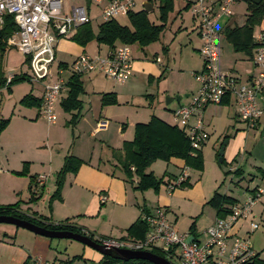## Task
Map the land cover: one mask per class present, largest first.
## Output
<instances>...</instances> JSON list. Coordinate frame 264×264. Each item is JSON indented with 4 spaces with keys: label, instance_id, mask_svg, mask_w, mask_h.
<instances>
[{
    "label": "rangeland",
    "instance_id": "rangeland-1",
    "mask_svg": "<svg viewBox=\"0 0 264 264\" xmlns=\"http://www.w3.org/2000/svg\"><path fill=\"white\" fill-rule=\"evenodd\" d=\"M82 2L83 0H69L64 4L72 5ZM143 2L144 0H139L136 11L143 9ZM186 3L187 0H173L172 10L167 13L165 27L156 41L145 45L137 42L129 44L133 58L135 59L134 62L139 65V68L133 71L134 82L132 85L125 82H114L100 73L83 74L81 76L83 92L79 95V98L83 101V107L80 110L79 125L77 126L78 121L73 122L70 120L73 111L66 112L59 103L56 104L55 113L57 120L55 123H49L44 118L38 117L35 123L30 122L26 126H21L22 133L20 132L19 136H14L15 139H10L9 142L3 140L4 144H6L5 146L9 149V166L12 167L20 163V154H23L26 157L32 158V160L34 159L32 162L34 172H41L40 168L43 166L41 162L47 160L45 162L47 165L48 157H50L49 167L52 169L47 171L45 167L43 172L45 177H47L46 193L47 187L51 188L52 180L55 177L54 168L57 165V153L63 152L65 154L67 150L70 151L73 145L76 148H82L84 152L91 151L94 157L98 156L100 145L106 149L104 152H111V149L109 150L105 146V142L101 141V135L89 136L96 113L102 111L99 108L100 94L116 91L114 88L119 90V93L116 96L117 102L109 105L110 107L108 108L110 109L108 116L111 118L108 134L111 136L115 135L114 137L116 138L118 132H115L114 127H117V125L125 123L128 129L131 130V128H134L136 122H146L153 113L167 120V123L174 125L170 110L188 102L190 96L194 95L199 87L198 82L192 75L193 68L198 67L201 61L199 54L195 50V47L199 45L195 29L197 21L193 18L190 7L184 8ZM152 6L153 9L147 12L148 18L155 23H159L158 2H153ZM246 6V1L240 0L236 4H233L231 9L237 18L242 20L247 13ZM115 19L123 25L129 23L128 17L124 15L118 16ZM102 21L100 10L93 7L90 21L93 35L97 33L98 25ZM260 28H264V18L259 25L255 26L254 31ZM54 47L55 59L49 67L52 76L44 79V83L53 82L56 79L57 65L60 62L71 63L72 59L82 52L88 54H95L99 51L103 52L106 45L96 42L95 39H91L84 46H81L69 37H57L54 41ZM238 57L235 56L233 59V54H230L229 62L235 63L234 65L239 68L241 74L246 75L247 69L244 67L245 65L243 66V63L241 64L237 60ZM15 74H25L28 79L30 70L24 55L12 46L7 48L6 51H0V116L3 117L8 116L11 112L20 114V116L25 114L27 111L25 109L27 108L20 104V98L29 91L32 93L38 92V87L40 86L39 84L31 83L29 80H21L13 83L11 90H9L7 80ZM66 74L67 72L64 70L62 76H66ZM148 94H154V97L152 96L153 98L150 99ZM186 94H189L187 98ZM176 96H180L181 99L178 101ZM168 97L171 98V101L166 103ZM234 108L235 105L233 103L226 106L219 104H209L207 106L204 123L208 120V116H212L213 118L212 125L208 129L210 130V134H208L207 143L202 146L204 168L202 167V170L196 171L187 166L190 175L189 185L178 187L177 189L189 188L196 182H199L203 185L206 195L211 196L209 191L215 190L221 184L226 168L230 164L232 166L235 165L225 151L222 161H219V157L216 156V153L219 152L220 144L233 137L236 129L235 126L240 124V122L235 121L233 118ZM29 111L35 112L36 107H31ZM214 127L216 131L211 130ZM78 138L79 140H77ZM259 141L258 139L257 142ZM211 143L213 144V148L210 146ZM254 150L257 154L263 153L260 144ZM107 154L104 155L105 158H110L108 157L109 154ZM27 165L29 166L30 164ZM0 167L4 168L2 164H0ZM149 168L154 172L155 176L163 177V182L157 192L153 189L145 191L156 194L160 192L162 195L169 197L171 204L169 212L166 213L168 220L171 217L168 216V213L173 217H177L178 221L176 224L180 232H185L189 229L191 223L194 222L195 233L203 239L204 234L202 232L208 228L209 223L213 219L215 214L214 208L207 202L197 203L192 197L187 195L176 197L174 196V192L169 194L166 178L169 176V172L176 171V167L171 162L156 159L150 164ZM112 169L116 173L121 171L118 167L114 166L111 167ZM217 169L220 172L218 180H216ZM0 171L4 170L0 169ZM11 175L9 172L8 174L0 175V200H6V202L12 200L11 198L14 196L12 188H19L23 181L27 182L29 177L28 174L19 177ZM247 182L248 179H245L242 185ZM66 184L68 185V176ZM223 185L221 190L224 188ZM10 225L2 223L0 227H11ZM54 241L55 243H66L64 249V246L61 244L57 249L62 256L66 254L70 255L71 252L77 251V247H83V244L71 239L61 238ZM91 261L77 260L74 264H94Z\"/></svg>",
    "mask_w": 264,
    "mask_h": 264
},
{
    "label": "built area",
    "instance_id": "built-area-1",
    "mask_svg": "<svg viewBox=\"0 0 264 264\" xmlns=\"http://www.w3.org/2000/svg\"><path fill=\"white\" fill-rule=\"evenodd\" d=\"M67 1L69 0H0V26L3 15L10 14L17 28L8 38L7 45L24 55L30 70L29 81L40 85L38 115L49 123L57 120L55 106L67 90V81L71 75L100 73L114 82L124 83L133 73L134 59L130 46L115 43L112 46L106 45L103 52H82L71 63L60 62L57 65L56 79L44 83V79L52 76L49 67L55 59V38L70 37L78 27L89 23L93 7L98 8L103 21H107L136 11L139 2L83 0L80 4H64ZM237 1L240 0H187L192 16L197 21L202 67L192 73L199 85L196 93L190 96L186 104L173 109L171 116L174 124L184 130L194 149L201 148L208 138L203 112L209 104H219L225 96H232L236 114L246 128L254 127L261 113L259 105L264 96V30L253 36L254 72L248 81L242 82L234 74L220 71L216 66V23L222 16L232 15L231 5ZM64 70L67 72L66 76H62ZM187 177L185 169L173 181L167 182L168 192L179 187ZM44 179L45 175L39 174L35 180L42 185ZM263 193L264 188L256 186L242 201L230 207L228 214L215 217L213 223L203 230V239L178 231L174 223L168 220L165 209L160 206L148 214H141L148 226L143 238H113L94 234L92 239L106 248L146 251L156 248L165 254L164 258L171 264H252L256 259H264V247L261 250L255 249L248 237L232 234L231 231L237 222L245 219L249 220L251 232L259 227L250 216L254 204ZM104 199L102 196L101 200ZM189 236H192L191 241H188Z\"/></svg>",
    "mask_w": 264,
    "mask_h": 264
},
{
    "label": "crops",
    "instance_id": "crops-1",
    "mask_svg": "<svg viewBox=\"0 0 264 264\" xmlns=\"http://www.w3.org/2000/svg\"><path fill=\"white\" fill-rule=\"evenodd\" d=\"M233 4H236V2ZM245 15L243 19L240 20L232 10L231 16H222L216 23L218 32V57L216 66L218 70L230 72L237 76L241 81H248L250 79V75L254 72L253 61L245 54L241 52L235 53L233 51L231 44L228 43L224 37L223 30L227 25L241 26L244 23ZM195 29L197 38L199 39V45L195 47V50L199 54L201 41L197 30V22ZM260 30H264V28L254 31L253 36ZM230 54H233V59L235 56H239L237 60L240 61L241 64L243 63V66L245 65L244 67L247 69L246 75L241 74L239 68L234 65L235 63L232 64V62H229ZM201 67L202 60L200 61L198 67L196 66V68H193L194 70H192V72L200 70ZM138 68L139 65L134 62L133 71L137 70ZM133 82L134 79L132 73L130 78L125 83L132 85ZM9 90H11V86ZM114 90L116 91L113 92H115L116 96H118L119 90L116 88H114ZM40 92V87H38V92L32 93L29 91L28 93L40 98ZM66 93L67 90L58 99L56 104L59 103L60 105V101L62 98H64V96H66ZM153 95L154 94H148V97L152 99L154 97ZM188 96L189 94H186V98ZM228 97V102L219 103V105L226 106L233 103L235 105L233 118L235 121L240 122V124L235 126L236 129L233 133L234 138L231 137L227 140V143H223L222 145L220 144V148L224 146L223 153L224 151L227 152L229 159H232L231 161L233 164L235 163V165L232 166L230 164V166L226 168L221 184L217 186L215 190L213 189L209 191L211 196L206 195L203 185L199 182H196L189 188L177 189V187L172 192H169V194L174 192V196L176 197L187 195L192 197L197 203H206L212 197L214 192H219L220 194L231 196L240 202L256 186H261L264 188V96L260 100L259 105L261 113L257 119L256 125L252 128H246L245 124L238 118L236 114V104L234 98L232 96ZM81 102L82 109L83 101L81 100ZM186 103L187 102L184 104ZM99 106L103 112L100 111L96 113L89 137L97 136L98 134L101 135V141L105 142V146L109 148V150L111 149V152H104L106 149L100 145L98 156L94 157V154L91 151L84 152L82 148H76L75 145H73L70 151L67 150L65 154L63 152L57 153V165L54 168L55 177L52 180L51 188L47 187V192L45 193L47 184V177H45L40 189L33 187V190L38 191L37 195L39 196V198L35 201L29 200L31 196L29 185L32 182H35V179L39 174L44 172L45 167L47 168V171L52 169L49 167L51 158L48 157L47 165L45 163L47 160H43V162H41L43 165L41 166L43 169L40 168L41 172H34L35 170L32 169V162L34 159L32 160V158L26 157L23 154H20V163L10 167L8 160L9 149L7 146H5L6 144H4V141L9 142L10 139H15L14 136H19L20 132L22 133V129L20 128L21 126H26V124H30V122L35 123L37 118L40 117L38 115V108H36L35 112H31L29 111L31 107L24 106L27 108L25 109L27 111L21 116L20 114H14L13 112H11V114L8 116H0L2 118L9 119L7 125L0 132V164H2L4 167H0L1 170H4L0 171V175L8 174V172L9 174H12L11 176L13 177L25 176L27 174L29 175L27 182L23 181L19 188H12V192L14 193V196L11 198L12 200H7L8 202H6V200H0V204L17 203L18 209L25 214L33 215V213H36L35 215H41L42 217L46 218V221L49 222L68 220L71 225L81 229L82 231H86L98 236L113 238L129 237L127 235L126 229L139 216H141L142 209L152 212L155 207L160 206L163 207L166 212H169V207L171 204L169 197L162 195L160 192L156 194L149 193L148 191H139L134 188L136 184L135 176H133L131 181L125 178L120 164V159L122 156L121 146L123 141L131 140L133 138L134 128H131L130 130L125 125V123H122V125L120 124L119 126L117 125V127H114L115 132H118L116 138L114 137L115 135L111 136L108 134L111 121V118L108 116V111L110 110L108 108L110 106H102L100 103V97ZM206 109L207 107L203 112L204 120L206 117ZM74 112L75 111H73V114ZM170 112H172V110H170ZM80 115L81 114H79L78 119L76 120L78 121L77 126L80 123ZM158 117L167 122V120L164 118L160 116ZM212 118V116H208V120L205 122V127L209 132L208 134H210V130L208 129L210 125H212ZM211 130L216 131L215 127ZM258 139L260 140L259 142H257ZM77 140H79V138ZM206 143L207 142H205L204 145ZM259 144L260 148L263 149V153L257 154L254 148ZM210 146L213 148L212 143ZM107 153L109 154L108 157L110 158H105L104 155ZM67 154H72L78 157L83 163L80 165L76 173L66 174L65 178L67 179L68 176V185L66 184L65 179L61 191V199L53 200L51 203V209H49L48 199L55 189L56 173L62 166L63 159ZM169 162H171L173 166L176 167V171L169 172L166 182L173 181L179 175V173L185 169L188 173L189 168H186L182 159L173 157L169 160ZM25 163L26 173H18V171L23 169V165ZM27 164L30 165L28 166ZM112 166L118 167L121 171L116 173L113 169L111 170ZM147 171L153 172L149 167L147 168ZM216 174V180H218V177L220 176L218 169L216 170ZM226 179L228 180L226 181ZM245 179H248V182L242 185V182ZM189 181L190 175L188 173V182ZM222 185L224 186L223 190H221ZM102 196L105 197L104 200H101ZM168 216H171L169 221L174 223L175 227L179 231V228L176 224L178 221L177 217H173L170 213H168ZM215 217L216 215L214 214V217L208 226L213 223ZM250 219L256 221L259 224V227L255 231H250L248 225L249 220L245 219L237 222L231 233L248 237L253 247L255 249L261 250L264 247V193L260 200L254 204ZM10 226L11 227H0V264H40L42 262L53 261L64 262L71 256L78 254L82 255V259L78 261L92 260V263H97L102 257L100 253L86 245H83V247H77V251L71 252L70 255L66 254L62 256L59 254L57 249L60 244L64 246V249L66 247V243H55L54 238H48L14 225ZM188 231L189 229H187L185 232ZM197 237L200 238L199 236ZM74 262L72 264H74Z\"/></svg>",
    "mask_w": 264,
    "mask_h": 264
},
{
    "label": "trees",
    "instance_id": "trees-1",
    "mask_svg": "<svg viewBox=\"0 0 264 264\" xmlns=\"http://www.w3.org/2000/svg\"><path fill=\"white\" fill-rule=\"evenodd\" d=\"M158 2L159 8V23H155L148 18V13L144 9L133 11L128 13V24H120L116 19L102 21L98 25V30L95 35L92 34L90 28V22L75 30L70 35V39L76 43L84 46L91 39H95L98 43H104L105 45L112 46L115 43L131 44L137 42L141 45L148 44L156 41L165 27L167 20V13L172 10L173 0H148ZM246 15L244 23L241 26L227 25L223 34L234 52H241L248 58H253V52L255 48V42L253 32L255 26L259 25L264 17V0H261L258 4H254L248 0H245ZM189 7L186 3L184 8ZM17 30L13 17L10 14L3 15V23L0 26V51H6L9 48L7 45L8 38ZM99 45V44H98ZM62 64V62H61ZM21 80H29L25 74H15L11 77L8 85L10 86ZM5 82V79H4ZM83 92V83L81 75H71L67 81V93L64 98L61 99L60 105L66 112L75 111L72 113L70 120L76 122L79 116V112L82 106V102L79 99V95ZM228 95L225 96L221 103L228 102ZM20 104L27 107L40 106V98L27 93L20 99ZM115 92L101 93L100 103L102 106L111 105L116 103ZM8 118L0 117V132L8 123ZM226 138V137H225ZM223 143H221L222 145ZM122 156L120 159L121 169L125 175V178L129 181L136 177L135 189L139 191H145L153 189L155 192L159 190L163 177H157L151 171H147L150 164L156 159H162L169 161L171 158H180L184 161L185 166L194 170H202L203 156L201 148L194 149L191 147L190 142L182 128L177 125L169 124L162 120L155 114H151L149 120L146 122H137L134 126V135L131 140H125L121 146ZM217 157H222L219 152L216 153ZM223 160V159H222ZM82 160L78 157L67 154L62 166L56 173L55 189L48 199V208L51 209V203L55 199H61V191L64 184L65 176L68 173H76L82 164ZM25 166V167H24ZM18 173H26V163L23 165V169ZM188 177L182 181L179 187L188 186ZM33 187L40 189L42 185L32 182L29 185L31 192L30 201H35L39 198L38 191L33 190ZM214 210L216 217H223L230 212V207L238 204V201L228 195L214 192L212 197L207 201ZM159 207V206H157ZM156 208V207H155ZM166 211V210H165ZM142 213L148 214L149 211L142 209ZM167 213V212H166ZM28 215L21 212L18 209L17 203L14 204H0V215H11L20 219H25L34 224L42 226L50 230H69L81 234H87L89 237H93L94 234L82 231L81 229L71 225L68 220L49 222L45 217L41 215ZM148 229L145 220L139 216L127 229V235L132 238H143ZM188 233L196 238L198 235L195 233V224L191 223ZM151 252L165 256V254L153 248ZM82 255H73L66 259L63 264H72L76 260H81ZM94 264H154L147 260L131 259L127 261L113 259L107 256H102L101 259ZM252 264H264V259H256Z\"/></svg>",
    "mask_w": 264,
    "mask_h": 264
},
{
    "label": "water",
    "instance_id": "water-1",
    "mask_svg": "<svg viewBox=\"0 0 264 264\" xmlns=\"http://www.w3.org/2000/svg\"><path fill=\"white\" fill-rule=\"evenodd\" d=\"M248 1L254 4H258L261 0H248ZM143 9L146 12L151 11L153 9L151 2L149 1L143 2ZM176 99L179 101L180 96H176ZM170 101L171 98L168 97L166 99V103H169ZM224 143H227V140H225ZM223 150H224V146H222L219 149V154H223ZM218 160L221 161L222 157H219ZM0 223L11 224L16 227L24 228L33 233L43 235L48 238H54V239L66 238V239L75 240L83 245L92 248L93 250L100 253L102 256H107L117 260L127 261L131 259H142V260L150 261L154 264H171L163 256L157 255L151 251L106 248L105 246L96 243L91 237L85 234H81L69 230H50L42 226H39L37 224H34L30 221H27L25 219H20L11 215H0ZM191 240H192V236H189L188 241Z\"/></svg>",
    "mask_w": 264,
    "mask_h": 264
}]
</instances>
